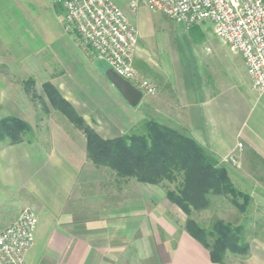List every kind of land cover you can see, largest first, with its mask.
<instances>
[{"label":"crops","instance_id":"obj_1","mask_svg":"<svg viewBox=\"0 0 264 264\" xmlns=\"http://www.w3.org/2000/svg\"><path fill=\"white\" fill-rule=\"evenodd\" d=\"M54 3L0 0V46L4 47L15 26L20 27L22 18L27 27L28 23L36 25L38 16L47 18L53 13L65 32L63 14H57ZM129 18L134 21L138 17L129 14ZM205 65L195 58L154 63L139 55L137 46L133 66L157 89L154 96H143L136 107H131L105 80L104 88L116 99L120 114L114 116L109 106L99 104L97 115H90V109L78 111L71 102L103 138L126 133L144 118L163 119L185 129L223 162L237 153V174L229 170L230 176L241 191L263 207L264 92H256L255 105L246 107L219 88L211 90ZM89 75L95 78V74ZM83 76L79 77L85 81ZM85 154L84 143L78 144L67 135L52 137L45 144L30 138L0 147V231L24 208L32 209L38 219L34 245L25 253L26 264H133L134 260L142 264L150 257H155L157 264H213L187 233L180 235L174 248L166 250L159 240L154 252H149L148 214L133 200L105 206L98 201L89 204L79 182ZM250 240L264 239L255 235ZM243 264H264V244L250 247Z\"/></svg>","mask_w":264,"mask_h":264},{"label":"rangeland","instance_id":"obj_2","mask_svg":"<svg viewBox=\"0 0 264 264\" xmlns=\"http://www.w3.org/2000/svg\"><path fill=\"white\" fill-rule=\"evenodd\" d=\"M116 3L128 18L129 14L138 17L134 21L129 19L137 31L135 50L139 46V55L154 63L173 62L175 58H195L206 64L205 75L207 79L211 78L212 91L219 88L229 98H234L246 107L255 105L256 91L251 86L241 56L216 36L210 23L203 22L186 29L145 6L131 12L124 0H116ZM54 5H57L56 2ZM61 9L57 14L62 17V3ZM46 17H35L38 21L36 25L28 23L27 27L23 25L22 18L20 27L15 26V30L8 34L11 37L4 42V47L0 46V118L14 115L28 122L33 133L23 137L24 140L28 137L36 138L45 144L50 143L52 137L67 135L78 144L84 143L86 146L82 129L52 106L45 92V85L50 84L57 89L78 111L90 109V115H97L95 108L101 104L102 108L109 106L111 113L116 116L121 113V109L103 85L107 80L104 71L109 67L90 55L89 50L72 34L67 35L60 27L57 15L50 13ZM134 70L138 78L149 81L135 68ZM80 74H85V81L80 79ZM86 74H95V78L92 75L87 77ZM157 121L172 126L167 120ZM3 145L5 144H0V147ZM232 156L235 159L224 161V164L236 176L238 155L233 153ZM79 182L89 204L99 202L100 206H105L124 200L140 204L139 207L148 214L149 232L146 235L149 238V252H154L159 240L166 250L172 249L179 242L180 235L186 234L184 214L167 199L164 187L138 183L133 178H118L111 169L95 166L86 154ZM260 207L259 203L251 200L246 212L240 214L223 199L209 210L193 213V217L206 226L215 217L241 223L246 227L245 234L248 237L256 235L264 239V206ZM142 239L146 244L144 236ZM249 243L254 249L259 244H264V240H250ZM198 247L207 254L201 245L198 244ZM244 260L242 257L229 255L227 264H243ZM141 263L157 264L155 257ZM133 264L138 262L134 260Z\"/></svg>","mask_w":264,"mask_h":264},{"label":"trees","instance_id":"obj_3","mask_svg":"<svg viewBox=\"0 0 264 264\" xmlns=\"http://www.w3.org/2000/svg\"><path fill=\"white\" fill-rule=\"evenodd\" d=\"M56 4L62 10L61 1ZM45 92L52 106L82 129L86 157L95 166L109 168L121 179L164 187L167 199L184 214V230L207 251L211 263L227 264L229 255L249 256L250 237L243 224L215 217L206 226L193 217L223 199L244 214L251 198L233 182L228 165L185 129L144 118L126 133L103 138L57 89L46 84ZM32 133L29 123L18 116L0 118V144L22 142Z\"/></svg>","mask_w":264,"mask_h":264},{"label":"built area","instance_id":"obj_4","mask_svg":"<svg viewBox=\"0 0 264 264\" xmlns=\"http://www.w3.org/2000/svg\"><path fill=\"white\" fill-rule=\"evenodd\" d=\"M54 1L62 3L64 30L95 59L106 63L143 95L155 94V87L138 78L133 68L137 31L116 0ZM124 1L131 12L145 6L186 29L210 23L216 36L241 56L252 88L264 92V0ZM232 155L226 161L234 160ZM37 222L35 212L24 208L0 231V264H26L25 253L34 245Z\"/></svg>","mask_w":264,"mask_h":264},{"label":"water","instance_id":"obj_5","mask_svg":"<svg viewBox=\"0 0 264 264\" xmlns=\"http://www.w3.org/2000/svg\"><path fill=\"white\" fill-rule=\"evenodd\" d=\"M104 76L129 106L136 107L140 103L144 95L132 83L119 76L111 68L104 71Z\"/></svg>","mask_w":264,"mask_h":264}]
</instances>
